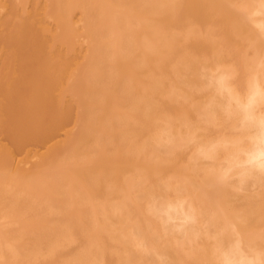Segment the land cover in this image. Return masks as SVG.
Wrapping results in <instances>:
<instances>
[{"label":"bare ground","instance_id":"6f19581e","mask_svg":"<svg viewBox=\"0 0 264 264\" xmlns=\"http://www.w3.org/2000/svg\"><path fill=\"white\" fill-rule=\"evenodd\" d=\"M76 104L87 113L73 134ZM0 108V131L27 129L6 144L0 133V264H49L77 242L56 264H214L221 232L264 249V176L236 192L188 145L254 149L249 160L264 145V0H0ZM20 153L33 169L15 166ZM65 177L74 219L59 209L52 225ZM184 197L214 225L207 235L164 223Z\"/></svg>","mask_w":264,"mask_h":264},{"label":"clouds","instance_id":"9594fccd","mask_svg":"<svg viewBox=\"0 0 264 264\" xmlns=\"http://www.w3.org/2000/svg\"><path fill=\"white\" fill-rule=\"evenodd\" d=\"M173 137L166 140L156 141L157 148H170L174 144ZM188 145L192 148L196 157L211 165L212 179L220 185H230L236 192H242L244 185L256 175L264 176V145H261L255 158L249 160L250 150L241 148L237 152L221 143L200 142L190 139ZM176 194L169 192L166 200L176 201ZM181 208L178 214L171 218L165 216L164 223L172 227L182 238L186 233L199 237L207 235L204 229L214 227L204 221L202 210L187 197L182 198ZM160 223L159 218H155ZM227 235L229 243L225 246L218 244L215 250L214 264H264V249L252 244L245 243L244 238L233 232L219 233ZM216 239V237H212Z\"/></svg>","mask_w":264,"mask_h":264},{"label":"rangeland","instance_id":"374dc122","mask_svg":"<svg viewBox=\"0 0 264 264\" xmlns=\"http://www.w3.org/2000/svg\"><path fill=\"white\" fill-rule=\"evenodd\" d=\"M216 25L219 26V24H216ZM220 26H221V25H220ZM220 26L218 27V29H220ZM247 26H251V27H253V25H251V24H248ZM245 42H246V41H245ZM245 42H242L241 53H242V56H243V57H249V58H250V57H252L253 55H255V53H254L253 49L250 48L249 45H248L247 43H245ZM83 46H85V45H81V48H80L81 51H82V50L84 51V49H85V47H83ZM232 59H233V62H232V63H234V60H236L235 62H238V61H237V60H238V57H236V59H235V57H232ZM232 59L229 58L230 62H231ZM226 68H227V65L224 64V65L222 66V69H223V70H226ZM225 74H226V73H225ZM79 97H80V98H79ZM14 98H15V97H14ZM8 99H9V98H8ZM8 99H7V100H8ZM82 99H83V98H82L80 95L77 96V97H75V101L78 100V101H76L75 103L78 104L79 101H82V102H83L84 99H83V100H82ZM9 100H10V99H9ZM10 101H12V98H11ZM10 101H9V103H10ZM4 102L7 103L8 101H4ZM14 102H15V105L12 104L11 107H12V108H16L15 111H17V109H21L20 107L17 108V107H18V103H19V105H20V102H19V101H18V103H17V101H14ZM16 104H17V107H13V106H16ZM77 104H76V106H75L76 108L79 107V106H77ZM7 107H9L8 109L11 110L10 105H7ZM2 108H3V111H4V110H5V111L7 110V109L4 108V107H2ZM2 108H0V109H2ZM77 109H78V110H77ZM77 109H75V112H76V117H77V122H78V123L76 122V125L74 124L75 126H73V123H72L73 120H71V123L69 124V126H68L64 131H68L69 129H72V127H73V128H74V129H72L73 132H72V131H71V132H72L73 134H75V132L77 131L76 129H77L78 124H79V127H80V125L82 124V121H83V120L81 121V119H82V117H83L82 111H83L84 115H86L85 113H87V111L83 110L84 107H82V106L79 107V108H77ZM3 111H2V112H3ZM5 111L3 112L4 115H6V112H7V111H6V112H5ZM11 111L13 112L14 109H12ZM77 111H78V112H77ZM84 111H85V112H84ZM0 112H1V111H0ZM2 112H1V114H3ZM18 112H19L20 115L22 114L21 111H18ZM18 112H17V113H18ZM79 112H80V113H79ZM9 113H10V114H9ZM14 113L16 114V112H13V113H11L10 111L7 112V114H9V115H7L8 117L6 116V118H7V119L9 120V122H10V124H9V122H8V120H7V123H8L7 125H8V126L11 125L12 120H13V118H12L11 120L9 119V116H10V115H12V117H14V121H15L16 119H18V117H15ZM77 113H78V114H77ZM1 114H0V115H1ZM19 114H17V116H18ZM4 115H1V116H4ZM13 115H14V116H13ZM20 115H19V119L21 118ZM71 115L75 116L74 111H73V113H72ZM77 115H79V116H77ZM1 116H0V117H1ZM4 117H5V116H4ZM4 117H3V118L1 117V119H0V120H1V126H2L3 124L6 125V124H5V123H6V120H4V119H5ZM72 118H73V117H72ZM79 120H80V121H79ZM3 121H4V123L2 124ZM14 121H13V124H14ZM17 121H20V120H17ZM13 124H12L11 127H9V130H8V128H7L8 131H7L6 129H5L6 131L3 130V128H2L1 131H5V133H6V132L8 133L7 140H6V138H3V139H5V141H2V138H1L2 136L0 137V141H2L3 143L8 142V141H9V138L11 139L12 137L15 136V134H16V136L18 135L17 138H20L21 133H22L23 135L26 134L25 132H24V133L22 132L23 130H24V131H25V130L27 131V129L24 127V125H23L24 128L21 126V125L23 124V122L20 123L21 125H20L18 122H15L14 125L17 126L16 129H18V130L15 129V127H14ZM25 126L27 127L26 124H25ZM6 127H7V126H6ZM13 127H14V128H13ZM4 128H5V126H4ZM10 128H11V129H10ZM21 128H22V129H21ZM0 129H1V127H0ZM67 129H68V130H67ZM12 130H13V131H12ZM14 130H15V131H14ZM1 131H0V133H1ZM28 131H29V130H28ZM10 132H13V133H10ZM18 132H19L20 134H19ZM3 133H4V132H3ZM3 133H1V135H2ZM5 133L3 134V136H4V135L6 136ZM14 133H15V134H14ZM27 133H28V132H27ZM30 133H31V132H30ZM11 134H12V136H11ZM13 134H14V135H13ZM5 136H4V137H5ZM21 137H22V136H21ZM64 137H65V135H62L61 138H60V140H64V139H65ZM73 137H74V136H73ZM2 142H1V143H2ZM3 143H2V144H3ZM5 144H6V143H5ZM58 145H59V144H58ZM60 146H61V145H60ZM57 148H58V146H57ZM60 148H61V147H60ZM62 148H64V147L62 146ZM59 150H61V149H57V150H56L57 153H58ZM62 150L65 151V149H62ZM62 152H63V151H62ZM21 154H22V153L19 154L20 157H19V160H17L18 163H17L15 166H16L18 169H33V168L35 167V160H36V157H35V156L33 157V156H32L33 154L30 153V155L27 154L26 157H24L23 154H22V158H21ZM58 154H59V153H58ZM58 154H56V155H58ZM63 155H64V153H63ZM63 155H62V153H61V154L58 155L57 158L61 157V159H62V158H63V157H62ZM23 157H24V158H23ZM188 157H189V156H187V158H188ZM55 159H56V158H55ZM61 159L59 158V159H57V161H60ZM15 160H16V159H15ZM6 168H7V167H6ZM6 168H4L2 171H3V172H5V171L7 172L8 169H6ZM67 170L70 171V169H67ZM50 172H51V171H50ZM70 173H71V172H70ZM70 173H69L68 175H70ZM68 177H69V176H68ZM68 177H67V178H66V177L64 178L66 183L64 182L63 185L61 184V182L58 183V186L60 185V187H59L58 189H56V195H55V193L53 194V192H52L53 196L57 197V200H58V198L62 197V199L60 198V201H58L59 204L57 203V206L55 205V202H53V200L50 198V202H51V200H52V202H53V204H54L53 206L57 207V209H56L57 211H56L55 209H53L54 211L52 210L53 213H51L50 211H48V212L51 213L50 221L53 220V221H52V225H54L55 223H57V221H58L59 219L62 218V216L59 217L58 215H61V213H62L63 210H65V211L63 212V214L66 213V215H63V214H62L63 217H64L63 219H65V217H67L66 219H68V220L70 219V220L72 221L71 217H72V218L74 217V215L72 214L73 210L71 211V209H72V208H71V207H72L71 202H69L70 204L68 205V201H71V200H72V199L69 200V198H70L71 196L67 198V196H69V195H68L69 191H70L71 189H72L71 191H73V188L70 189L71 186L73 187V183L71 184V182H72L73 180H70V179H69L70 177H69V178H68ZM62 178H63V177H62ZM64 179H63V180H64ZM71 179H72V178H71ZM63 180L61 179L60 181L63 182ZM66 180H67V181H66ZM68 181H70V183L67 184ZM73 182H74V181H73ZM65 184H67L69 187L67 186V187H68V188H67ZM69 184H70L71 186H70ZM61 185H62L63 187H65V190L63 189V187H62ZM39 189H40L39 191H37L36 188H33V189H32V190L35 192V195L33 194V195H31L29 198L27 197V198L25 199L24 202H26V205H33V204H30V203L32 202V200H31L32 198H33L35 201L38 200L35 196H38V194H37L36 192H40V193H41V188L39 187ZM42 189H43V187H42ZM62 189H63V191H62ZM67 189H68L69 191H68ZM35 190H36V191H35ZM57 190L59 191L58 193H57ZM60 192H64V196H63V194H62V196H61V195L59 194ZM79 193H80V192H79ZM57 194L60 195V197H58ZM69 194L71 195V192H70ZM15 195H16V194H15ZM66 195H67V196H66ZM73 196H74V192H72V197H73ZM65 197H66V199H65ZM72 197H71V198H72ZM29 199H30V200H29ZM53 199H54V198H53ZM55 199H56V198H55ZM5 200H6V199H5ZM7 200H8V199H7ZM45 200H46V198H45ZM2 201H4V198H3V199H0V206L3 205V204H2ZM30 201H31V202H30ZM35 201H34V202H35ZM54 201H56V200H54ZM44 202H45V201H44ZM44 202H43V204H45L46 202H47V204H48V203H49V198H48V201H46L45 203H44ZM52 202H51V203H52ZM4 203H5V201H4ZM6 203H7V202H6ZM32 203H33V202H32ZM47 204H45L44 206H46ZM48 205H49V204H48ZM67 205H68V207H67ZM49 206H50V207H53V206H51V205H49ZM69 206H70V207H69ZM41 208H42V207H41ZM51 209H52V208H51ZM59 209H62V210H61V213L58 212ZM67 209H68V210H67ZM69 209H70V210H69ZM38 210H39L40 213L38 212L37 214H41V212H42V211H40L41 209H38ZM38 210H37V211H38ZM66 210H67V212H70V213H69L70 215L67 216V212H66ZM86 210H88V209H86ZM74 211L76 212L77 210L74 209ZM75 212H74V214H75ZM32 213H33V212H32ZM32 213H31V214H32ZM35 213H36V212H35ZM57 213H58V214H57ZM59 213H60V214H59ZM28 215H29L31 221H32L34 218H37V217H34V213H33L32 215H30V214H28ZM28 215H27V217H28ZM71 215H72V216H71ZM32 216H33L34 218H33ZM35 216H36V215H35ZM70 216H71V217H70ZM29 217H28V219H27L26 216H25V218H24L25 221H27V220L29 221ZM69 217H70V218H69ZM2 219H3V218H1V221H2ZM24 219H23V221H24ZM66 219H65V220H66ZM73 219H74V218H73ZM61 220H62V219H61ZM1 221H0V222H1ZM3 221H4V219H3ZM54 221H55V222H54ZM59 221H60V220H59ZM1 223H2V222H1ZM74 245H75V246H74L75 250L78 249V246L81 247V243H79V242H77V243L74 244ZM70 247H73V244H72L71 246H69V248L66 247V248L63 249V250H60V251H62L61 253L59 252V255H58V256H60V257H57V259H55V261H54V259H53V261H51L49 264H56V263H58V261H60V260H61V261H62V260H65V259L67 260V257H69L71 254H74V252H75V250H74L73 248H72V250H71ZM68 249H70V250H68ZM64 252H65V253H69V256L65 257V256L68 255V254H65ZM61 254H62V255H61ZM56 260H57V261H56ZM114 260H115V259H113V261H114Z\"/></svg>","mask_w":264,"mask_h":264}]
</instances>
